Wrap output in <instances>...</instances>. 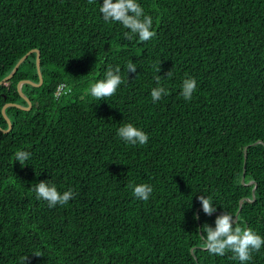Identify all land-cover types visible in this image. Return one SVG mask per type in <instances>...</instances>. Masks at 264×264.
Wrapping results in <instances>:
<instances>
[{
  "label": "trees",
  "instance_id": "16d2710c",
  "mask_svg": "<svg viewBox=\"0 0 264 264\" xmlns=\"http://www.w3.org/2000/svg\"><path fill=\"white\" fill-rule=\"evenodd\" d=\"M137 2L153 21L146 42L106 23L103 0H0V81L33 49L42 75L21 86L29 110L7 107L12 128L0 131V264H239L209 254L199 233L239 208L234 224L264 238V0ZM109 66L123 83L97 100L88 89ZM157 75L168 95L153 102ZM23 80L39 83L36 53L0 85L2 130L5 104L28 106ZM128 123L146 144L117 136ZM40 181L73 198L49 208L30 190ZM130 184L150 185L149 199ZM246 264H264V246Z\"/></svg>",
  "mask_w": 264,
  "mask_h": 264
},
{
  "label": "clouds",
  "instance_id": "9594fccd",
  "mask_svg": "<svg viewBox=\"0 0 264 264\" xmlns=\"http://www.w3.org/2000/svg\"><path fill=\"white\" fill-rule=\"evenodd\" d=\"M99 12L106 23H120L124 29L125 39H133L138 37L139 41L146 42L155 35L152 28V17L144 13L143 8L137 0H103L99 6ZM136 64L132 61L127 63V72L136 73ZM157 73L161 71L160 67L156 68ZM170 75V71L166 73V77ZM162 78L160 75L155 77L157 87L151 90V98L153 102L159 101L162 96L168 95L167 90L160 86ZM123 83L120 76L119 66L112 68L109 66L105 72L104 78L92 83L88 89L89 94L97 100H102L113 96L117 88ZM197 82L194 78H186L181 83L180 95L187 101L191 100L192 94L196 91ZM117 136L130 145H144L148 142V135L141 129L135 127L131 123L124 124L117 130ZM30 153L26 151H17L15 153V162L24 164L30 158ZM129 187L132 189V195L141 201H147L153 191L148 184H138ZM30 190L35 193L38 200L45 201L49 208L57 205H65L73 198L71 190L61 193L56 186L48 181H40L31 185ZM203 213L211 216L216 212L210 197L199 195L196 197ZM198 219V216H194ZM214 227L207 223L199 228L201 240L209 254L224 256L227 252L232 253V259L239 261V264H246L251 261L252 253L259 252L264 246V238L258 235L249 227H241L234 224L233 217L225 212L216 216ZM28 257L22 258L24 264Z\"/></svg>",
  "mask_w": 264,
  "mask_h": 264
},
{
  "label": "water",
  "instance_id": "95a60500",
  "mask_svg": "<svg viewBox=\"0 0 264 264\" xmlns=\"http://www.w3.org/2000/svg\"><path fill=\"white\" fill-rule=\"evenodd\" d=\"M32 53H36V70H37V75H38L39 83H38V84H35V83H33V82L29 81V80H23V81H20V82L17 84V91H18L20 97H22V98L27 102L28 106H27V107H23V106H21V105L14 104V103H8V104H5V105L3 106L2 110H1V113H2V116H3V118L5 119V121H6L7 125H8V129H6V130H2V129L0 128V131H3L4 133L9 132V131L11 130V128H12L11 122H10L9 118H8V117L6 116V114H5V109H6L7 107H16V108H18V109L25 110V111L29 110V108H30V101H29V100L27 99V97L22 93V91H21V86H22L23 84H29V85H32V86H34V87H40V85L42 84V75H41V72H40V52H39L38 50H36V49H33V50L29 51L27 54H25L24 56H22V57L19 59V61L16 63V65L14 66L13 70L11 71V73H10L8 76H6L3 80L0 81V85H1V84H3L4 82H7L8 80H10V79L14 76V74L16 73V71H17L19 65H20L22 62H24L25 59H26L30 54H32ZM244 153H245V151H244ZM244 160H245V154H244ZM243 180H244V176L242 177V181H243ZM252 183H253V182H252ZM248 184H251V183H248ZM239 211H240V208H239L237 214L235 215V217H234V219H233L234 222L236 221V218H237V215H238Z\"/></svg>",
  "mask_w": 264,
  "mask_h": 264
},
{
  "label": "built area",
  "instance_id": "2783aa9c",
  "mask_svg": "<svg viewBox=\"0 0 264 264\" xmlns=\"http://www.w3.org/2000/svg\"><path fill=\"white\" fill-rule=\"evenodd\" d=\"M63 89H64V85H60V86L58 87V89H57L56 96H58V95L61 93V91H63Z\"/></svg>",
  "mask_w": 264,
  "mask_h": 264
}]
</instances>
